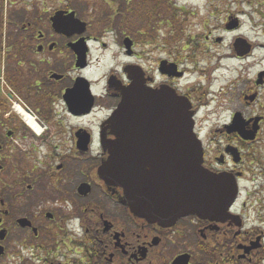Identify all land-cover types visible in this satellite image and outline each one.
I'll list each match as a JSON object with an SVG mask.
<instances>
[{
    "label": "flooded vegetation",
    "instance_id": "1",
    "mask_svg": "<svg viewBox=\"0 0 264 264\" xmlns=\"http://www.w3.org/2000/svg\"><path fill=\"white\" fill-rule=\"evenodd\" d=\"M196 1L0 0V264H194L193 250L169 258L178 233L209 264L264 263V67L240 110L214 90L224 60L264 44L245 34L244 11L203 19ZM137 80L190 104L203 168L222 199L235 191L213 205L222 216L150 222L99 176L109 121Z\"/></svg>",
    "mask_w": 264,
    "mask_h": 264
},
{
    "label": "water",
    "instance_id": "2",
    "mask_svg": "<svg viewBox=\"0 0 264 264\" xmlns=\"http://www.w3.org/2000/svg\"><path fill=\"white\" fill-rule=\"evenodd\" d=\"M135 82L123 91L109 121L115 138L108 141L109 157L99 176L122 188L123 203L150 222L171 227L190 214L202 220L222 216L212 213L213 205L228 207L235 191L232 197L228 194L222 199L219 181L203 168L190 104L176 94L153 93L140 80ZM189 261V255H182L172 264Z\"/></svg>",
    "mask_w": 264,
    "mask_h": 264
},
{
    "label": "rangeland",
    "instance_id": "3",
    "mask_svg": "<svg viewBox=\"0 0 264 264\" xmlns=\"http://www.w3.org/2000/svg\"><path fill=\"white\" fill-rule=\"evenodd\" d=\"M264 0H197L194 6L195 16L203 19H208V9L214 12V17H221L223 12L225 13L222 18L227 16V12L231 11H244L247 15L243 17L244 19V31L249 39L253 40L255 43L260 42L264 44V27L259 26L261 21L260 13H264ZM246 18V19H245ZM251 18V19H250ZM211 23V22H210ZM212 28V26H209ZM226 46L221 45L218 47L219 51L227 50ZM264 48H259L256 50L254 57L247 61H238L224 60L222 62V69L217 73V79L214 83V90L220 91L224 89L221 98L233 99L234 109L240 110L242 108L243 94L249 90L250 83L254 80V77L257 75L261 67H264ZM213 50L216 48L213 47ZM107 67H101L96 72L97 77H101L107 68L111 65L108 58H106ZM108 63L110 65H108ZM171 237V236H170ZM172 241L169 242V258L175 254L181 252H188L193 250L195 255L194 264H209L210 262L214 263V258L211 256L203 255L201 250L194 248L195 236L193 233L188 237L186 235L175 234L172 237ZM264 264V263H263Z\"/></svg>",
    "mask_w": 264,
    "mask_h": 264
},
{
    "label": "trees",
    "instance_id": "4",
    "mask_svg": "<svg viewBox=\"0 0 264 264\" xmlns=\"http://www.w3.org/2000/svg\"><path fill=\"white\" fill-rule=\"evenodd\" d=\"M207 250H208V252L210 251V249H209V248H208Z\"/></svg>",
    "mask_w": 264,
    "mask_h": 264
}]
</instances>
